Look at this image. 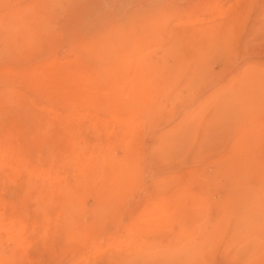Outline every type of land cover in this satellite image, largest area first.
Wrapping results in <instances>:
<instances>
[{
    "label": "rangeland",
    "instance_id": "obj_1",
    "mask_svg": "<svg viewBox=\"0 0 264 264\" xmlns=\"http://www.w3.org/2000/svg\"><path fill=\"white\" fill-rule=\"evenodd\" d=\"M0 148L13 264H264V0H0Z\"/></svg>",
    "mask_w": 264,
    "mask_h": 264
},
{
    "label": "bare ground",
    "instance_id": "obj_2",
    "mask_svg": "<svg viewBox=\"0 0 264 264\" xmlns=\"http://www.w3.org/2000/svg\"><path fill=\"white\" fill-rule=\"evenodd\" d=\"M9 70V69H8ZM139 71V70H138ZM138 71H137V73H138ZM8 72V71H7ZM9 73V72H8ZM14 73V72H13ZM136 73V74H137ZM10 74V73H9ZM14 76H15V74H14ZM21 76V75H20ZM25 76V75H24ZM13 77V76H12ZM11 77V78H12ZM13 79V78H12ZM63 81V80H62ZM17 84V83H16ZM141 108V107H140ZM134 110V109H133ZM75 111V110H74ZM77 111V110H76ZM85 116V115H84ZM84 118V117H83ZM92 118V117H91ZM94 119H97V118H94ZM93 119V120H94ZM96 121V120H95ZM101 122V121H100ZM96 123V122H95ZM98 124V123H97ZM103 127V126H102ZM14 129H15V127H14ZM42 129V128H41ZM50 129V128H49ZM42 131V130H41ZM98 132V131H97ZM96 133V132H95ZM10 135V134H9ZM12 135V134H11ZM42 135V134H41ZM11 137V136H10ZM8 138V137H7ZM6 139V138H5ZM72 145V144H71ZM3 147V146H2ZM74 147V146H73ZM13 148V147H12ZM11 148V151L9 150V152H11L12 154L10 155L11 156V160H13V162H14V160L15 159H13L15 156V151H16V149L14 150V148L12 149ZM72 148V147H71ZM3 150L5 151V149L3 148H0V155H1V153L2 154H4L3 153ZM18 151V150H17ZM72 151V150H71ZM19 152V151H18ZM75 152V151H74ZM6 153H7V150H6ZM50 153V152H49ZM68 153H69V151H68ZM17 155H19L18 153H16ZM70 154V153H69ZM74 154V153H73ZM72 154V155H73ZM8 156H9V154H7ZM16 155V156H17ZM76 155H77V152H76ZM2 156V155H1ZM18 157V156H17ZM74 157V156H73ZM77 157H78V155H77ZM77 157H76V159H77ZM16 158V157H15ZM9 159V158H8ZM75 159V160H76ZM80 159V158H79ZM51 160V159H50ZM74 159H72V161H75ZM80 161H82L81 159H80ZM1 162V161H0ZM11 162V161H10ZM9 162V163H10ZM12 162V163H13ZM62 162V161H61ZM76 162H77V160H76ZM85 162V161H84ZM84 162H83V164H84ZM81 163V162H80ZM79 163V164H80ZM1 164V163H0ZM15 164V163H14ZM15 170V169H14ZM53 170V169H52ZM55 170H56V168H55ZM20 171V170H19ZM35 171L37 172V171H39V170H37L36 168H34L33 167V169L31 170V171H29V174L31 175V174H33V173H35ZM31 172V173H30ZM56 172V171H55ZM40 173H41V175L43 176V173L44 174H49V172H45V171H43V170H40ZM40 173H38V174H40ZM36 174V173H35ZM52 174H54V173H52ZM71 174V173H70ZM40 175V176H41ZM55 176H56V173L54 174ZM54 175H53V177L52 178H56V177H54ZM35 176V175H34ZM45 176H48V175H45ZM44 176V177H45ZM33 178H35V177H33ZM46 178V177H45ZM47 178H49V177H47ZM29 179H31L30 177H29ZM41 179V178H40ZM45 180H47V179H45ZM51 180V179H50ZM41 181H42V179H41ZM33 182V181H32ZM50 183V182H49ZM48 184V183H47ZM34 186V185H33ZM46 189V188H45ZM46 190H48V189H46ZM48 192V191H47ZM48 198V197H47ZM37 200V199H36ZM34 201V200H33ZM36 203V202H35ZM2 204V203H1ZM0 204V208L2 209L3 207H1L2 205ZM42 204H44V203H42ZM41 204V205H42ZM47 205V204H46ZM47 208V207H46ZM3 210H1L0 211V233L2 232V231H5L6 233H7V238H8V240H10L13 244H11V245H9V246H11V248H9L8 247V251H6V252H3L4 253V255H3V257H1L0 256V264H13L14 262H10V261H12V260H16V258H18V254L19 253H17V249H20V244H21V242H23L24 243V241L26 242V234L27 233H29V232H26V234H25V229L23 228V227H20L19 229H16V227H15V222H12V220H10V216H5L6 214H4L3 212H2ZM1 212H2V214L4 215H2L1 214ZM55 214V213H54ZM56 216V215H55ZM6 217H9V224H6V225H4L3 223H2V220H4ZM5 221V220H4ZM14 221H15V218H14ZM159 223L161 222V221H158ZM2 236V235H1ZM27 236H29V235H27ZM116 239V238H115ZM0 240H3V239H1V237H0ZM17 241V242H16ZM119 241V240H118ZM3 242H4V240H3ZM2 242V243H3ZM121 242V241H120ZM10 243V242H9ZM127 243V242H126ZM0 244H1V242H0ZM7 244V243H6ZM13 245V246H12ZM123 245V244H122ZM1 246V245H0ZM3 246H5V244H3ZM139 246V245H138ZM23 247V249H21V251L22 250H24L25 248H24V246H22ZM21 247V248H22ZM27 248V247H26ZM7 250V249H6ZM136 250V249H135ZM25 252V251H24ZM133 253V252H132ZM15 255V254H17L16 256H15V259H14V257H13V255ZM10 256H12L13 257V259L10 257ZM11 259V260H10ZM16 263V262H15Z\"/></svg>",
    "mask_w": 264,
    "mask_h": 264
}]
</instances>
